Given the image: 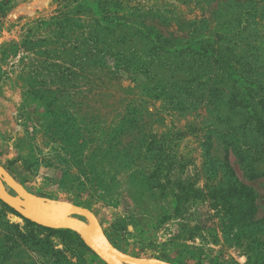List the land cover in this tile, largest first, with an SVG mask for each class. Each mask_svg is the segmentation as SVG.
<instances>
[{
  "label": "rangeland",
  "instance_id": "rangeland-1",
  "mask_svg": "<svg viewBox=\"0 0 264 264\" xmlns=\"http://www.w3.org/2000/svg\"><path fill=\"white\" fill-rule=\"evenodd\" d=\"M246 1L0 0V165L37 197L86 205L131 256L264 264V159L252 164L224 150L218 135L229 113L207 87L183 103L185 87L196 84L187 70L146 55L152 51L128 31L118 42L121 21L132 29L153 25L173 41L194 35L205 20L211 32L230 37L216 19L230 18L220 13L226 4L244 9ZM105 12L121 17L114 32L104 29ZM211 32L205 28L203 36ZM255 37L264 54V28ZM207 135L217 160L206 174L201 144ZM224 157L238 182L256 193L253 216L231 221L227 213L239 212L240 204L208 197L175 214L171 194L178 181L195 180L207 194L224 183ZM2 204L0 264H103L46 229L68 230L85 245L74 230L44 226Z\"/></svg>",
  "mask_w": 264,
  "mask_h": 264
},
{
  "label": "trees",
  "instance_id": "trees-1",
  "mask_svg": "<svg viewBox=\"0 0 264 264\" xmlns=\"http://www.w3.org/2000/svg\"><path fill=\"white\" fill-rule=\"evenodd\" d=\"M246 2L244 9L231 5L230 9L227 6L228 4H226V8L223 10L222 7L220 13L224 11L230 18L221 20L224 17L223 15H225L222 14L216 19L217 22L224 21L219 23V25L223 26V28L219 29L227 34L231 33L230 37H222L223 33L216 34V30L211 32V28L205 20L201 22V25L198 24L193 27L192 34L194 35L191 34L192 36L184 37V39L177 37V40L173 41H171V38L161 34L153 25L144 26L141 23L140 25L137 24L138 28L132 29L130 28L131 26H126L121 21L119 27L123 28V30L119 33L121 39H118V42L125 41L126 35L122 34V32L128 31L131 35L138 37L149 51H152V53L146 55L154 53V57H162L180 70H187L188 76H193L196 84L185 87L183 94L186 97H182L183 103L187 101V97L192 98L196 97L195 95L197 94L202 95V89L199 91V86L202 85V87H207V90L214 97L220 98L217 102L220 105V109L229 113L222 116L227 126L219 129L218 138L220 143L225 147H223L225 151L230 149L244 160L251 158L253 164L264 159V54L257 46L256 42L258 40L255 37L258 30L260 31L264 28V23L261 24L259 21L260 18L264 20V0H247ZM80 7L88 8V5L83 4ZM143 17V15H140L136 19L143 21ZM102 18L106 22L104 29L108 32H114L117 25L113 23L115 20H120L121 17H115L110 12H105ZM66 20L68 21V18L65 15L61 16L58 20L59 27L65 29L68 24V22L66 24ZM217 25L214 27L216 28ZM205 28H209L210 35L214 38L219 37V40L211 41V36L204 37L203 29ZM195 32L197 33L195 34ZM228 41H232L233 44L228 45ZM203 75H206V79L204 84H201L197 80ZM181 106L184 108L183 104ZM231 122L234 123L233 126L230 124ZM205 137L206 140L201 144L206 147L202 152V167H204L207 174L214 169L213 163L217 159H215L214 155H211L209 135ZM219 161H221L223 166L224 183L220 186H210L207 194H204L196 187L195 180L178 181L176 192L174 191L171 194L175 201V214H179L190 201L204 200V197H208L212 202L220 201L226 204L235 201L240 204L239 212L227 213V218L231 221L237 223L246 222L253 216L256 207L255 191L238 182L233 176L230 166L227 165L225 157ZM161 167V164H159L156 168L160 169ZM77 204L82 205L80 203ZM2 205L12 211L9 206ZM46 230L71 239L82 255L89 254V257L96 258L99 262L101 261L87 246L78 241L70 231ZM109 241L117 249L125 252L110 238ZM167 261L186 264L184 261L173 259H167ZM100 263L105 264L102 261Z\"/></svg>",
  "mask_w": 264,
  "mask_h": 264
},
{
  "label": "water",
  "instance_id": "water-1",
  "mask_svg": "<svg viewBox=\"0 0 264 264\" xmlns=\"http://www.w3.org/2000/svg\"><path fill=\"white\" fill-rule=\"evenodd\" d=\"M0 173L8 174L0 165ZM9 175V174H8ZM2 181L16 194H9ZM20 188L2 179L0 176V200L15 212L34 222L47 227L70 228L77 232L85 245L105 264H177L158 258H137L117 249L110 243L94 214L85 207L76 206L68 202L49 200L37 197L27 192L20 184ZM61 207H67L69 213H64ZM72 215L83 217L82 222Z\"/></svg>",
  "mask_w": 264,
  "mask_h": 264
},
{
  "label": "bare ground",
  "instance_id": "bare-ground-1",
  "mask_svg": "<svg viewBox=\"0 0 264 264\" xmlns=\"http://www.w3.org/2000/svg\"><path fill=\"white\" fill-rule=\"evenodd\" d=\"M0 176L2 177V179L7 180L8 182L12 183L15 186V188H17V189L20 188L19 184L16 181H14V179L10 175H8L7 173L6 174L0 173ZM60 208H63L62 210L64 211V213H69L68 211H70V210H68L67 207H61L60 206Z\"/></svg>",
  "mask_w": 264,
  "mask_h": 264
}]
</instances>
